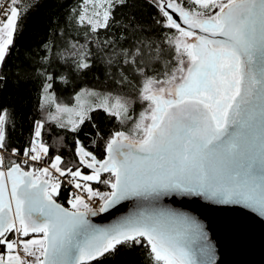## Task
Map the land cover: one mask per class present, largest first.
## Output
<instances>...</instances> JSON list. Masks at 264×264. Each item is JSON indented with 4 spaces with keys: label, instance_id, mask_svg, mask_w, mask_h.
<instances>
[{
    "label": "snow or ice",
    "instance_id": "snow-or-ice-1",
    "mask_svg": "<svg viewBox=\"0 0 264 264\" xmlns=\"http://www.w3.org/2000/svg\"><path fill=\"white\" fill-rule=\"evenodd\" d=\"M140 2L75 0L65 24L77 35L57 27L59 43L42 45L46 115L27 147L9 153L0 108V264H93L121 247L146 249L150 264H216L204 225L162 201L200 197L264 216V0H142L159 32L121 11ZM38 6L0 0V70ZM54 63L71 73L99 64L132 94L81 89L57 102L68 76ZM97 111L122 127L104 134ZM49 122L73 133L72 161L42 139ZM88 124L101 154L80 138Z\"/></svg>",
    "mask_w": 264,
    "mask_h": 264
},
{
    "label": "trees",
    "instance_id": "trees-1",
    "mask_svg": "<svg viewBox=\"0 0 264 264\" xmlns=\"http://www.w3.org/2000/svg\"><path fill=\"white\" fill-rule=\"evenodd\" d=\"M75 0H39V6L33 9L22 21V31L15 38V45L11 49L2 70H0V108L7 109L11 115L7 129L9 153L13 147H27L32 140L33 124L36 120H43L46 115L47 102L41 99L42 77L39 75L40 57L43 55L42 45L59 37H53V30L59 28L63 33L67 30L72 37L77 35L69 22L66 26L67 11ZM23 10L25 0H19ZM126 16L135 15L145 24L151 25L159 32L158 26L153 24L155 12L142 0L135 7L121 10ZM23 14V12H22ZM81 42H83L81 40ZM57 71H63L68 76V82L57 80L54 85L56 98L71 96L82 88H101L121 94H132V89H124L114 83L109 74L97 64L85 72L71 73L59 64H53ZM142 105L137 103L135 111L139 113ZM94 123L104 134L116 131L122 127L117 118L109 117L101 111L94 113ZM87 133V137H85ZM81 139H87L91 150L101 154L102 145L92 144L93 128L91 124L84 127L80 133ZM42 139L51 148V154L63 155L65 161L73 160L74 135L70 130H62L52 123L45 125ZM67 192L58 198L60 203L66 202ZM93 264H150L146 249L121 247L115 255H107Z\"/></svg>",
    "mask_w": 264,
    "mask_h": 264
},
{
    "label": "water",
    "instance_id": "water-1",
    "mask_svg": "<svg viewBox=\"0 0 264 264\" xmlns=\"http://www.w3.org/2000/svg\"><path fill=\"white\" fill-rule=\"evenodd\" d=\"M163 204L187 212L203 225L215 249L216 264H264V216L239 205L217 204L200 197L165 198ZM129 203L94 222L107 224L126 213Z\"/></svg>",
    "mask_w": 264,
    "mask_h": 264
},
{
    "label": "rangeland",
    "instance_id": "rangeland-1",
    "mask_svg": "<svg viewBox=\"0 0 264 264\" xmlns=\"http://www.w3.org/2000/svg\"><path fill=\"white\" fill-rule=\"evenodd\" d=\"M82 89H95L97 92H111V91H108V90H104V89H101V88H95V87H91V88H82ZM80 90H81V89H79L78 91H80ZM78 91H76V92H78ZM76 92H75V93H76ZM75 93L72 94L71 96L67 97V98H65V97L63 96L62 98H60L59 101L57 100V102L65 103V104H71V103L73 102L71 98L75 95ZM87 99H88V101H89L90 103H95V102H97V97H94V96H89V97H87Z\"/></svg>",
    "mask_w": 264,
    "mask_h": 264
}]
</instances>
